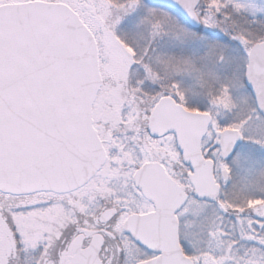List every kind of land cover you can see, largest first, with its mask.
<instances>
[{"label": "rangeland", "instance_id": "rangeland-1", "mask_svg": "<svg viewBox=\"0 0 264 264\" xmlns=\"http://www.w3.org/2000/svg\"><path fill=\"white\" fill-rule=\"evenodd\" d=\"M20 1L31 0L0 4ZM42 1L69 5L95 37L102 83L92 116L108 159L94 178L67 194L0 191V264H66L74 234L104 227L97 215L105 205L139 206L125 186L149 152L192 189L180 176L171 137L146 139L149 113L165 93L212 116L203 151L214 159L222 186L216 202L193 198L182 211L185 253L196 264H264V117L244 82L249 49L264 40V0H201L197 29L146 0ZM224 128L240 134L227 160L214 134ZM110 243L104 264H133L145 255L124 235Z\"/></svg>", "mask_w": 264, "mask_h": 264}, {"label": "water", "instance_id": "water-1", "mask_svg": "<svg viewBox=\"0 0 264 264\" xmlns=\"http://www.w3.org/2000/svg\"><path fill=\"white\" fill-rule=\"evenodd\" d=\"M146 1L175 10L192 28L201 26L196 12L200 0ZM244 82L264 117V41L249 49ZM101 83L95 37L69 5L42 0L0 5V191L67 192L100 169L106 152L93 127L92 107ZM210 123V114L162 97L149 115L148 130L153 136L175 134L195 197L213 202L220 185L213 176L214 162L201 150ZM216 137L221 157L230 158L239 145L238 131L225 128ZM155 165L144 164L134 180L156 209L124 222L126 233L157 254L137 264H194L179 242L170 190L178 186L165 174L170 192L157 199L151 183L141 182L140 176ZM186 198L183 193L181 203ZM113 211L103 212L100 221ZM100 244L75 249L68 264H102Z\"/></svg>", "mask_w": 264, "mask_h": 264}, {"label": "flooded vegetation", "instance_id": "flooded-vegetation-1", "mask_svg": "<svg viewBox=\"0 0 264 264\" xmlns=\"http://www.w3.org/2000/svg\"><path fill=\"white\" fill-rule=\"evenodd\" d=\"M162 97H169L172 100H174L177 104H180L181 106H183L184 108H186L188 110L198 111L195 107H192L191 105H189V107H188L183 101H179L178 98L174 94L172 95V94L165 93V94L161 95L157 99V101ZM156 102H155V104H156ZM148 118H149V116H148ZM148 118H147V123H146V133H147L146 139L149 138L150 140H159V139H163L166 137H171V139L173 140V145H174L175 149L177 150L178 156L180 158L181 166H182L180 176H184L189 181V183L191 184V182L189 180L190 168L182 160L181 152L178 149L177 144H176L175 134L172 132H167V133L162 134V135L153 136L152 134H150V132L148 130V120H149ZM208 131H209V128H208L207 133L205 134L204 138L207 136ZM204 138H203V140H204ZM100 139H101L102 144L106 150L107 159H108V153H107V149L105 147V142L101 137H100ZM111 139H112L111 135H108V137L106 139V143H109L111 141ZM203 140H202V144H201L202 152L206 158L212 159V158L206 156L204 151H203ZM216 144H217V142H216ZM107 159H106V161H107ZM212 160L214 162L213 176H214L215 181L217 183H219L218 182V172H217V168H216V163H215L214 159H212ZM147 163H157V165H155L148 172H146L142 176H140V179L142 180L141 182L151 183V185L153 186L151 192L157 199H158V197L162 198L164 196L163 194L170 192V190H171L172 195H174V200H173L174 204L177 205V208H176L177 210L175 212V215H176V218L178 219L180 243H181V246L184 250V246L182 244L181 235H180V232H181L180 215H181L182 211L184 210V208L186 207V205L193 198L195 200H197L198 202H208V201H204V200L196 198L194 195V187L192 184H191L192 189L188 190L186 188V186L181 182L178 174L175 175L170 171L168 165L166 164V160L154 158L152 153L149 152L147 155L143 156L141 164L137 165L136 168L134 170H132L131 175L129 177L130 181H131V186H125V187H127L128 191L135 198H137L139 206L138 207H133V206L121 207V204L118 203L117 201H114L112 203L105 205L103 207V209L97 215L98 224L100 226H104V227L100 230L98 228L93 229V230H91V228H86V229L83 228L81 231L74 234L73 237L71 238L70 242H69L70 253L68 254V260H67L66 264H68L70 262V258L75 255V251H74L75 249L83 250V249L89 247L92 242L94 245H97L98 242L101 243L100 248H99V252H98V256H99L100 260L102 261V264H104L103 254H105L106 252H108L111 249L112 245L110 243V240L114 239V241L117 243V237L119 235H124L125 237H127V239L129 240V243L134 245L137 249H139L140 251H142L145 254L143 257H141V259H137L133 264H137L138 262L148 260V259H151V258L156 256L155 253L151 252L146 247L138 244L135 240H133V238L129 234H127L124 230V222L130 215H132V214H146V213L153 212L156 209L155 201L147 198L134 180V176H135L137 170L140 169L144 164H147ZM101 168H100V170H101ZM100 170H98V172L92 178H94L100 172ZM223 171L221 172V176L227 177V171L225 170L226 174L224 176H223ZM165 174L168 176V178L170 180H172L174 183H176V185L179 188L178 187H170L171 189L169 190L168 186H166L165 184H170V182H168L167 179H164V177L166 176ZM127 181H128V179H127ZM118 183H120V182H118ZM221 187L222 186L220 184V193H221ZM54 193L59 195V194H67L69 192H62V193L54 192ZM183 193L187 194V198L184 202L181 203V198H182ZM208 203H210V202H208ZM109 209L114 210L113 212H111L110 218L105 220V221H100L101 214L103 212H105L106 210H109ZM119 220H121V223H119ZM106 225H113V226L111 228H105ZM93 239H94V241H93Z\"/></svg>", "mask_w": 264, "mask_h": 264}]
</instances>
